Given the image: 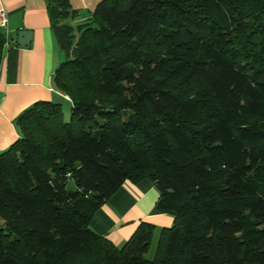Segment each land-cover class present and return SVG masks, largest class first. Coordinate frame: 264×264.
Returning a JSON list of instances; mask_svg holds the SVG:
<instances>
[{
	"label": "trees",
	"instance_id": "16d2710c",
	"mask_svg": "<svg viewBox=\"0 0 264 264\" xmlns=\"http://www.w3.org/2000/svg\"><path fill=\"white\" fill-rule=\"evenodd\" d=\"M46 9L61 98L23 110L0 153V264H264V0ZM6 42L0 26V61ZM143 179L173 218L151 258L152 224L120 246L89 226Z\"/></svg>",
	"mask_w": 264,
	"mask_h": 264
},
{
	"label": "crops",
	"instance_id": "0c3cea01",
	"mask_svg": "<svg viewBox=\"0 0 264 264\" xmlns=\"http://www.w3.org/2000/svg\"><path fill=\"white\" fill-rule=\"evenodd\" d=\"M79 17L87 18L101 0H68ZM4 12L2 26L10 45L3 48L0 61V153L19 136L17 117L38 101L58 100L52 75L63 60L50 25L46 0H0ZM29 30L25 46L16 44L17 31ZM158 192L153 183L143 179L125 181L90 218V228L107 237L114 245L123 244L140 222L155 226V238L162 227H169L172 216L156 210Z\"/></svg>",
	"mask_w": 264,
	"mask_h": 264
},
{
	"label": "rangeland",
	"instance_id": "374dc122",
	"mask_svg": "<svg viewBox=\"0 0 264 264\" xmlns=\"http://www.w3.org/2000/svg\"><path fill=\"white\" fill-rule=\"evenodd\" d=\"M63 108H64V112H65V119L68 118V114H69V108H68V103L65 101V103L63 104ZM68 186L73 188L74 185L72 183L71 180L68 181ZM156 238H153L151 243H150V246H149V249L147 250V252L145 253V257L146 258H151L154 254V251H155V245H156Z\"/></svg>",
	"mask_w": 264,
	"mask_h": 264
},
{
	"label": "water",
	"instance_id": "95a60500",
	"mask_svg": "<svg viewBox=\"0 0 264 264\" xmlns=\"http://www.w3.org/2000/svg\"><path fill=\"white\" fill-rule=\"evenodd\" d=\"M31 38V32L29 30H18L16 44L20 46H25L29 43Z\"/></svg>",
	"mask_w": 264,
	"mask_h": 264
},
{
	"label": "built area",
	"instance_id": "2783aa9c",
	"mask_svg": "<svg viewBox=\"0 0 264 264\" xmlns=\"http://www.w3.org/2000/svg\"><path fill=\"white\" fill-rule=\"evenodd\" d=\"M5 24V16H4V12L1 10L0 11V26L2 27ZM9 44L6 42L5 43V47H8Z\"/></svg>",
	"mask_w": 264,
	"mask_h": 264
}]
</instances>
